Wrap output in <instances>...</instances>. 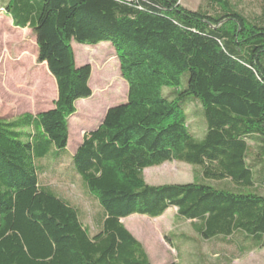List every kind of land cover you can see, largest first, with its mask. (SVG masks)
Here are the masks:
<instances>
[{"label":"trees","instance_id":"16d2710c","mask_svg":"<svg viewBox=\"0 0 264 264\" xmlns=\"http://www.w3.org/2000/svg\"><path fill=\"white\" fill-rule=\"evenodd\" d=\"M201 1L0 0L57 87L50 109L0 117V264H151L121 220L170 207L205 239L264 246V0L251 17L232 0ZM73 42H109L128 89L70 154L69 119L92 94ZM171 161L193 180L144 181ZM48 175L87 187L91 226Z\"/></svg>","mask_w":264,"mask_h":264},{"label":"rangeland","instance_id":"374dc122","mask_svg":"<svg viewBox=\"0 0 264 264\" xmlns=\"http://www.w3.org/2000/svg\"><path fill=\"white\" fill-rule=\"evenodd\" d=\"M232 2L245 16H255L260 12L257 0ZM180 3L190 9L202 5L201 0H180ZM72 46L76 65L89 64L91 67L89 86L92 94L76 102V113L69 119L67 152L70 154L82 134L102 121L109 107L126 101L128 89L109 42L97 45L73 42ZM56 97L57 87L53 76L44 63L37 62L31 30L12 26L11 19L0 13V117L37 114L50 109ZM192 127L198 132L196 122ZM68 162L67 157L57 170L63 171ZM61 177L63 179L48 175L43 181L55 186L63 197L82 209L86 214L84 224L91 226L90 217L95 208L85 195L87 192L91 195V192L83 183L79 184L76 176L73 181H69L65 175ZM143 178L149 185L184 184L193 180L194 170L188 164L171 161L144 169ZM175 213L176 208L170 207L158 218L132 214L121 220L142 243L151 264H264V246L251 247L243 242L228 245L205 239L189 221H177Z\"/></svg>","mask_w":264,"mask_h":264},{"label":"bare ground","instance_id":"6f19581e","mask_svg":"<svg viewBox=\"0 0 264 264\" xmlns=\"http://www.w3.org/2000/svg\"><path fill=\"white\" fill-rule=\"evenodd\" d=\"M111 73V72H110ZM113 76H114V74H113ZM92 79V78H91ZM115 80V79H114ZM91 81V80H90ZM105 82V81H104ZM111 85V84H110Z\"/></svg>","mask_w":264,"mask_h":264}]
</instances>
